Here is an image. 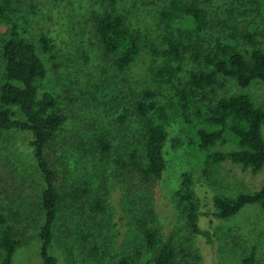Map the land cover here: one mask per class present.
Masks as SVG:
<instances>
[{"label": "rangeland", "instance_id": "1", "mask_svg": "<svg viewBox=\"0 0 264 264\" xmlns=\"http://www.w3.org/2000/svg\"><path fill=\"white\" fill-rule=\"evenodd\" d=\"M4 1L7 26L14 25L33 44L45 66L39 93L50 92L54 110L62 115L45 150L59 196L49 248L56 264H118L122 258L128 264H154L166 242L174 253L170 264H239L253 247L257 261L264 264V209L248 204L221 219L215 216L212 202L213 196L258 190L264 183V164L252 173L229 159L209 160L204 170L203 155L177 122L167 127L165 167L159 179L145 178L129 164L134 154L135 161L144 165L143 118L134 111L141 92L153 91L159 103H166L171 94L168 84L154 79V70L164 64L179 65L172 84L184 86L191 71L210 69L202 64L203 55L230 34L243 53L264 50V13L259 6L247 0H195L207 21L197 33L165 26L159 14L169 9L172 0ZM111 7L125 25L146 37L149 46L160 50L164 37L181 42L186 47L182 60L167 62L160 53L150 54L147 46L124 71H118L114 57L99 45L94 19ZM7 34L0 29V85L1 45ZM41 38L48 40L47 52ZM194 48L202 54L198 63L191 57ZM217 79L222 85L206 91L205 99L198 95L199 102L246 93L264 109V82L240 88L231 77ZM11 110L22 119L17 107ZM261 133L264 138V122ZM29 139L26 131L0 130V217L18 241L11 264H41L44 181ZM101 142L107 143L105 150ZM234 149L232 141L216 142L206 153ZM183 173L191 180L187 187L182 184ZM189 213L199 229L208 231L210 242L192 232ZM147 230L152 231V239Z\"/></svg>", "mask_w": 264, "mask_h": 264}, {"label": "trees", "instance_id": "2", "mask_svg": "<svg viewBox=\"0 0 264 264\" xmlns=\"http://www.w3.org/2000/svg\"><path fill=\"white\" fill-rule=\"evenodd\" d=\"M247 1L258 5L260 12L264 13V0ZM198 6L195 0L186 4L180 0H172L169 9L161 10L159 16L167 27L198 33L207 24L206 14ZM6 8L7 2L1 0L0 29L3 28V33L8 34L1 45L3 81L0 85V130L26 131L30 136L28 144L44 181L39 255L41 264H56V257L49 248L59 196L53 185L54 170L48 163L45 150L62 123V115L54 110L55 99L50 92L39 93L46 75L45 66L33 44L20 36L14 25L7 26L8 20L4 15ZM94 19L99 45L106 54L114 57L113 64L118 71H124L147 46L150 54L160 53L167 62H179L184 57L186 47L170 37L162 38L160 50L149 46L146 37L125 25L123 17L113 7L97 14ZM41 43L42 49L47 52L48 40L41 38ZM201 56L198 48L192 50L191 57L196 63ZM202 61L210 69L191 71L184 86L172 84L176 72L180 70L179 65L173 67L164 64L156 68L153 77L157 82L169 85V100L159 103L154 99L155 93L145 89L135 103V114L143 118L144 165L135 161L134 154H131L129 164L141 176L150 179L161 177L165 167L163 148L167 127L175 122L182 131H187L189 141L195 143L198 152L203 155L204 170H207L209 160L220 162L225 159L239 164L242 168H249L252 173L262 168L264 138L261 126L264 122V109L256 106L246 93L222 95L214 103L199 102L198 95L205 99L206 91L220 87L222 83L217 79L218 75L233 78L240 88L247 87L253 81L264 82V50L254 48L247 54L243 53L237 48L233 34H230L221 43H217L214 50L205 53ZM14 106L19 110L22 119L14 117L11 110ZM228 141L234 142L237 149L206 153L207 147L216 142ZM100 144L103 150L107 148V143ZM182 178V184L187 187L191 183L188 174L183 173ZM184 198L189 199V196L184 195ZM212 202L216 209L215 216L221 219L235 215L248 204H257L264 209V183L258 190L240 193L234 197L213 196ZM189 206L191 209L193 203L189 202ZM194 217L192 213L188 214L192 232L210 242L208 231L199 229L194 224ZM0 223L3 225L0 230V264H11L18 241L10 226L1 217ZM145 233L152 239L151 230ZM254 249L253 247L245 253L239 264H261L256 259ZM173 258L171 244L166 242L153 258V263L170 264ZM118 264L128 263L122 258Z\"/></svg>", "mask_w": 264, "mask_h": 264}]
</instances>
